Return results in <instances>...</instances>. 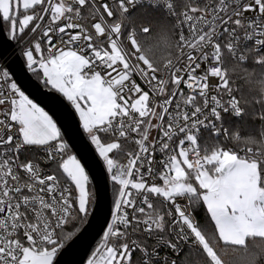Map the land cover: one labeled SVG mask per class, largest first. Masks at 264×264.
I'll list each match as a JSON object with an SVG mask.
<instances>
[{
    "label": "snow or ice",
    "instance_id": "1",
    "mask_svg": "<svg viewBox=\"0 0 264 264\" xmlns=\"http://www.w3.org/2000/svg\"><path fill=\"white\" fill-rule=\"evenodd\" d=\"M88 3L0 0V36L18 53L38 90L57 94L113 194L80 264H132L134 251L142 254L143 264H176L169 254L180 255L183 232L191 231L188 225L201 206L227 229L236 227L225 213L224 201L234 193L221 178L228 167L223 156L210 164L192 159L202 153L201 133L218 135L221 114H229L222 84L208 71L213 56L193 48L185 57L187 71L178 68L160 87V77L137 69L114 37L97 31L98 19L91 30L84 26ZM216 3L220 7L205 28L213 30L205 37L209 48L242 39L264 51V0ZM102 6L107 8L104 0ZM210 78L218 82L210 85ZM47 107L0 63V264H59L101 203L96 170L74 150L59 117ZM152 198L171 206L169 235L181 233L175 242L164 239L167 225L155 223ZM73 214L77 220L69 226Z\"/></svg>",
    "mask_w": 264,
    "mask_h": 264
},
{
    "label": "built area",
    "instance_id": "2",
    "mask_svg": "<svg viewBox=\"0 0 264 264\" xmlns=\"http://www.w3.org/2000/svg\"><path fill=\"white\" fill-rule=\"evenodd\" d=\"M107 4V8L102 6V0H89L88 5L83 9L84 26L91 30L93 20L98 19L101 27L97 31H103L108 36L114 37V43L128 58L129 63L136 66L141 71L150 70L160 77L158 85L163 87L167 81L173 78V73L180 67H184L187 64L185 59L186 55L195 48L198 55L204 54L205 49L208 50V55L213 56V62L210 65L208 71L213 77H218L222 84L220 89L223 95L225 104L229 107V114H221L222 122L216 127L218 135H213L212 131H205L201 133L202 144L199 146L202 148V153L192 154V159L199 162L204 160L205 163L210 164L213 159H219L225 154H229L234 158L243 160L248 166L260 165L264 163V156L255 153L253 150L236 148L234 146H226L216 144V141H226L230 134V124L232 120H239L244 117L245 112L240 107L238 101L232 97H229L223 93V83L225 82V68L226 59L229 58L236 63H247L251 56L254 54L264 53V51H258V46L249 41L245 43L244 40H240L237 45L236 40H232L229 44L224 43L222 40L220 43L222 47L217 48L215 44L209 48V41L205 37L212 35V28H205L211 23L209 17L214 18L216 11L219 9V5L216 0H104ZM140 8H153L162 11L174 26L176 38H177V55L163 64L160 67H156L155 64L142 52L139 43V33L132 28H128L127 20ZM143 33H149L148 28L143 29ZM231 35V34H229ZM195 36L196 39H192ZM227 39V37L225 38ZM0 63L7 66L6 62L0 58ZM187 71V68L184 67ZM203 67L199 71H203ZM198 71V74H199ZM218 78H210V85H214L218 82ZM139 82V77H136ZM183 88V85L181 86ZM187 92V89H184ZM157 99H161L157 97ZM153 137L157 136V133L153 131ZM215 143V144H214ZM196 145H194L195 147ZM131 147V146H130ZM156 159H160V154H156ZM156 167H159L157 164ZM209 171L215 172V168H209ZM188 180L192 181V175L189 174ZM157 183H160L157 180ZM264 187V180L261 181ZM156 209L154 215L157 216L156 224L163 227L167 225V231L164 234V239H173L175 242V235H181V233H175L170 236L172 232L171 221L168 219V208L170 205H165L162 198L158 200L152 198ZM146 211L147 207L145 206ZM185 211H188L186 208ZM75 215L69 217V221L74 218ZM163 217L164 219H160ZM62 223H64L62 221ZM142 227V226H141ZM191 231L185 230L183 232L184 243L178 245L180 255L173 257L169 254V262L175 259L176 264L180 261L183 253L186 250L201 251L204 249V241L200 237L199 227L196 218H193L192 224L188 225ZM140 239H143L142 234H138ZM158 233L153 232V236H157ZM133 238H137L134 236ZM167 250H163L161 255ZM163 258V256L161 257ZM132 264H143V257L140 252L132 253Z\"/></svg>",
    "mask_w": 264,
    "mask_h": 264
},
{
    "label": "trees",
    "instance_id": "3",
    "mask_svg": "<svg viewBox=\"0 0 264 264\" xmlns=\"http://www.w3.org/2000/svg\"><path fill=\"white\" fill-rule=\"evenodd\" d=\"M128 20V28L139 33L138 43L142 52L156 67L177 55L174 26L162 11L140 8ZM144 28H148L149 33L144 34ZM225 75L227 96L238 101L245 115L239 120H232L228 140L216 141V144L251 149L264 156V53L254 54L247 63L242 64L227 58ZM259 168L262 181L264 163ZM195 216L200 236L220 264H264V237H248L243 245L226 243L203 206L196 210ZM74 220H77L76 216L68 225L71 226ZM178 264L216 263L203 250H186Z\"/></svg>",
    "mask_w": 264,
    "mask_h": 264
},
{
    "label": "water",
    "instance_id": "4",
    "mask_svg": "<svg viewBox=\"0 0 264 264\" xmlns=\"http://www.w3.org/2000/svg\"><path fill=\"white\" fill-rule=\"evenodd\" d=\"M0 58L4 60L10 70L15 74L20 83L35 96L38 101L42 102V106L47 105L59 117L64 129L67 131L66 138L75 146L74 150L78 151L88 162L89 167L96 170L97 183L101 190V203L96 211L95 217L92 218L91 225H85L86 231L83 232L78 239L71 242L62 255L58 258L59 264H80V260L84 251L95 242L96 233L99 232L101 225L106 218L108 204L111 201L110 189L104 184L103 176L96 169L95 162L92 160L90 150L87 144L77 134L76 124L68 110L58 101L55 93H48L46 90H38L35 81L30 78L22 68V61L13 46L0 36ZM226 77H224L225 79ZM51 114V113H50ZM230 166L228 165L223 176H226Z\"/></svg>",
    "mask_w": 264,
    "mask_h": 264
},
{
    "label": "crops",
    "instance_id": "5",
    "mask_svg": "<svg viewBox=\"0 0 264 264\" xmlns=\"http://www.w3.org/2000/svg\"><path fill=\"white\" fill-rule=\"evenodd\" d=\"M230 162L232 163L228 164L229 170L234 166V196L224 201V207L227 217L236 227L229 230L218 223L215 217L212 219L224 242L243 245L248 237H264V187L258 165L250 167L245 161L237 158ZM244 164L248 169L242 174L240 171L245 168ZM240 185V195L236 198ZM250 212L252 214H249Z\"/></svg>",
    "mask_w": 264,
    "mask_h": 264
},
{
    "label": "rangeland",
    "instance_id": "6",
    "mask_svg": "<svg viewBox=\"0 0 264 264\" xmlns=\"http://www.w3.org/2000/svg\"><path fill=\"white\" fill-rule=\"evenodd\" d=\"M128 21V23H129V20H127ZM225 88H226V83L224 82L223 83V93L225 94V95H227V91H225ZM232 159H235L234 157H232L231 155H229V154H225L224 156H223V160L221 161V163L222 164H226V165H228L229 163H232V162H230V160H232ZM244 169L243 170H241L240 172L243 174L244 172H245V170L246 169H248V167L244 164ZM215 171H216V169H215ZM233 171H234V166H232L231 167V169L230 170H228V173H227V175L226 176H223L222 175V179L223 178H227V181H228V186H229V188L232 190V192H233V187H234V184H235V179L233 178ZM215 173V172H214ZM246 174V173H245ZM240 189H241V185H240V188L238 189V191H237V195H236V198L237 197H239V191H240ZM78 223L81 225L83 222L82 221H78ZM78 229L79 228H76V229H74L73 230V233L72 234H75V232L76 231H78ZM201 237V236H200ZM202 238V237H201ZM205 245H204V249H203V251L212 259V260H214V262L216 263V264H220L217 260H216V258H215V255H214V253L210 250V248L206 245V243H204Z\"/></svg>",
    "mask_w": 264,
    "mask_h": 264
}]
</instances>
